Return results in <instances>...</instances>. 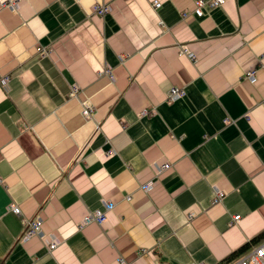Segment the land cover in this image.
Returning a JSON list of instances; mask_svg holds the SVG:
<instances>
[{"label":"crops","instance_id":"1","mask_svg":"<svg viewBox=\"0 0 264 264\" xmlns=\"http://www.w3.org/2000/svg\"><path fill=\"white\" fill-rule=\"evenodd\" d=\"M7 1L0 264H225L264 243V0L201 17L195 0ZM172 87L185 94L168 102Z\"/></svg>","mask_w":264,"mask_h":264},{"label":"built area","instance_id":"2","mask_svg":"<svg viewBox=\"0 0 264 264\" xmlns=\"http://www.w3.org/2000/svg\"><path fill=\"white\" fill-rule=\"evenodd\" d=\"M224 2V0H195V5H194V14L197 17H201L204 14V8L208 7V8H213V7H217L222 5ZM18 4V0L16 1H12V0H8L7 2H3L2 5H5L9 8H16ZM153 6H155V8L159 7L160 2L157 0H153L152 2ZM109 10V7L106 5H95L93 7V11L92 13L95 15H103L105 12H107ZM38 51L41 53V55L45 56L48 54L49 50L47 49H38ZM183 54H189L188 50L183 47L181 48V51ZM105 75H107L111 80H114L113 78V74L111 72V70L109 68H105L102 71ZM253 74V71H250L247 73L248 77H251V75ZM10 80V75H1L0 74V86H7V83ZM79 92V88L77 85H72L71 86V90H70V94L71 96H77ZM185 92L184 90L180 89V88H176V87H172L169 89L168 92V102H170L173 98L178 97V96H184ZM80 103L82 105V109H81V114L85 119H90L95 112V108L93 107V105L91 103H89L86 100L81 99ZM170 164L169 163H165L163 164V166H161V169L165 170L170 168ZM143 189H148L149 185H144L142 186ZM223 194L222 192H218L217 194V198H215V200L222 198ZM114 204L112 202H108L105 204V208L104 209H95L90 211L87 215H85L78 227L82 228L84 225L89 224L91 222H95L97 224H103L106 219H107V211L111 210L113 208ZM8 210L15 213V214H19L20 213V208L16 205V204H9L8 206ZM239 215H235L233 217L234 220H238L239 219ZM41 227H42V221L40 220V218L38 216H34L33 218H30L28 220H25L24 222V228L23 231L21 233L20 236V240H26L30 237H33L39 233H41ZM56 243L55 242H50L48 244V249L52 250L56 247ZM117 263L118 264H129L128 262H126L123 258L119 257L117 258ZM196 264H205L203 262H199ZM225 264H264V243H259L256 244L255 246H252L251 248L247 249L246 251L242 252L241 254H239L237 257L231 259L229 262L225 263Z\"/></svg>","mask_w":264,"mask_h":264},{"label":"trees","instance_id":"3","mask_svg":"<svg viewBox=\"0 0 264 264\" xmlns=\"http://www.w3.org/2000/svg\"><path fill=\"white\" fill-rule=\"evenodd\" d=\"M233 258V257H232ZM235 258V257H234Z\"/></svg>","mask_w":264,"mask_h":264}]
</instances>
